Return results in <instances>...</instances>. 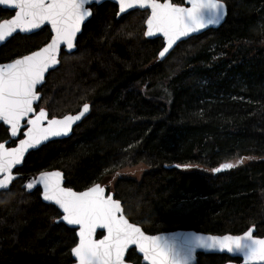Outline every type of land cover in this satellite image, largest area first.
<instances>
[{
  "label": "trees",
  "instance_id": "obj_1",
  "mask_svg": "<svg viewBox=\"0 0 264 264\" xmlns=\"http://www.w3.org/2000/svg\"><path fill=\"white\" fill-rule=\"evenodd\" d=\"M221 1L225 23L182 42L163 61V40L145 37L147 12L117 19L112 3L93 8L77 50L62 53L36 106L49 118L87 104L91 112L70 138L29 153L17 170L24 178L0 193V264L72 263L76 232L57 222L59 211L41 201L40 190L22 188L28 177L52 170L82 191L106 187L128 166H147L139 180L119 178L113 192L106 188L149 235H240L255 227L264 236V0ZM12 16L0 9V22ZM50 35L42 29L13 37L0 49V63L39 49ZM8 138L0 126V143ZM127 261L141 264L135 250ZM228 261L201 254L196 264Z\"/></svg>",
  "mask_w": 264,
  "mask_h": 264
},
{
  "label": "snow or ice",
  "instance_id": "obj_2",
  "mask_svg": "<svg viewBox=\"0 0 264 264\" xmlns=\"http://www.w3.org/2000/svg\"><path fill=\"white\" fill-rule=\"evenodd\" d=\"M95 2L97 0H0V5L16 10L13 18L0 23V41L17 31L27 33L39 29L45 23L54 33L51 42L39 51L0 64V121L10 127L12 137L18 135L22 126L26 128L19 147H6L0 143V189L8 188L14 178V166L21 163L29 148L50 137L67 135L73 122L80 119V115L49 119L42 108L37 111L33 104L39 99L37 86L42 84L45 72L58 63L62 45L68 50L74 48L76 35L82 22L92 15L91 6ZM116 3L119 13L134 7L151 10L146 35L151 37L160 33L166 38L167 47L159 53L161 57L180 37L219 23L224 14V6L219 0H187L190 7L157 0H116ZM87 110L88 106L84 105V112ZM35 186L42 187L44 201L53 202L62 209L63 221L79 227V244L72 249L79 264H122L129 244L138 245L150 264H172L159 244L160 238L146 236L139 228L129 225L119 215L120 204L111 197L105 198L104 188L97 185L87 191H73L62 186L59 171H43L25 185L29 190ZM98 227L106 229L107 235L96 240L94 235ZM207 240L210 241L209 249L219 248L229 253L240 248L243 240H251L253 247L245 264L256 260L264 262V239H254L250 232L244 236H212Z\"/></svg>",
  "mask_w": 264,
  "mask_h": 264
},
{
  "label": "water",
  "instance_id": "obj_3",
  "mask_svg": "<svg viewBox=\"0 0 264 264\" xmlns=\"http://www.w3.org/2000/svg\"><path fill=\"white\" fill-rule=\"evenodd\" d=\"M106 2L112 3V4H114V5H116L118 7V4L116 3V0H97V2H95L92 6H94V5L100 6V5H102V4L106 3ZM157 2H159V3H164V2H170V3H172L170 0H166L164 2L157 0ZM219 2L224 6V14L222 15L219 23L214 24V25H208L207 27L199 30L198 32L189 33L188 36L180 37L172 45V47L169 48L168 52L165 53V55L163 57H161L160 55H158L159 60L160 61H163L165 58H167V56H169V54L171 52H173L175 50V48L179 44H181L182 42H185V41L189 40L190 38H193V37H197L199 35H202L203 33L207 32L209 30L219 29L225 23L226 18H227V14H228V10H227L226 4L223 1H221V0H219ZM176 6H180V7H190V5L187 4V0L185 1V3L183 5H176ZM0 9L5 10V11H9V12L13 13V16H14V13L16 11L15 9H12V8H10L8 6H5V5H0ZM134 11H140V12L147 11V12H149L148 18L151 15V10L150 9H139L137 7H134V8H131V9H127L124 13H119L118 12L117 19H120L121 17H123V16H125V15H127V14H129L131 12H134ZM13 16L10 17V18H8V19L13 18ZM92 16H93V11H92V15L90 17L86 18L82 22L81 30L76 35V39L74 41L75 46H74L73 49L68 50L63 45L61 46V49H60V51L58 53V56H57L58 63L55 64L54 66L50 67L45 72L44 79H43L42 84H40V85L37 86L38 90H40L43 87V85L46 83V79L49 76V74L51 72L55 71L60 66V57H61L62 53L72 54V53H74L77 50V41H78V38H79V36L83 32L84 26L92 18ZM2 22H3V20L0 23H2ZM44 28H48L49 29L50 34H51V38H52L54 36V33L51 32L50 25L47 24V23H45L39 29H34V30H31L30 32H27V33H22V32L17 31V32H14L11 36H6L3 41H0V49L3 46H5L13 37H15L17 35H22V36H25V35H27V36L33 35L35 33H38L39 31H41ZM145 29H146V31H145V37L147 39H149V40L162 39L163 40V48L161 50V51H163V49L165 47H167V40H166V38L163 37V35L160 34V33H157V34H155V35H153L151 37L147 36L146 35V32H147V20L145 22ZM51 38H50V40L45 45H43L42 47H40L39 49H37L35 51H39L40 49H42L43 47H45L48 43H50L51 42ZM33 52H31L29 54H26V55H31ZM26 55H24V56H26ZM24 56L19 57L17 59H22ZM13 61H11V62H13ZM11 62H7V63H11ZM7 63H3V64H7ZM38 96H39V99L37 101H35L34 104H33L34 109H36V106L39 104V102L41 100V97H42L41 93L38 92ZM87 106H88L87 112H84V106H83L82 109L78 113H76V114H68V115H73V116L80 115V119L78 121L73 122V124L71 125V129L67 133V135H63V136H60V137H50L48 140L42 141L36 147L29 148L28 149L25 152L24 157H23L21 163L19 165L14 166V168L12 170V174H13V177L14 178L9 183L8 188H6V189H0V193L9 191V189L11 188V186L13 185V183L15 181L24 178L22 175H20L19 173H17V170H19L24 165L25 159H26V157L28 156L29 153L39 150L40 148H42L43 146L47 145L48 143H50L52 141L64 140V139L70 138L72 136V134H73L74 129L79 124H81L84 119H86L89 116V114L91 112V109H90V105L89 104H87ZM44 111L48 114V112L46 110H44ZM81 113H83V114L81 115ZM65 116H67V115H65ZM64 117H61V118L54 117V118L55 119H63ZM48 118H49V114H48ZM49 119H52V118H49ZM22 125H23V122H22ZM0 126H3L7 130L8 136H9V138L6 141L1 142V143H4L6 147H19V140L25 138L23 136V133L26 131V128H24L22 126L21 129H20V131H19V133H18V135L16 137H12L10 127L7 124H5L3 121H0ZM21 133H22V137H20ZM12 142H15V145L14 146H10L12 144ZM174 167L180 168L177 165H175ZM222 170H224V168L223 169H219V171H222ZM52 171H59V172L62 173V186L67 187L66 186V179H65L64 173L62 171H60V170H52ZM217 172H218L217 170H213V174H216ZM39 174L36 175V176L28 177L25 180L22 188L26 191V193H29V194L34 193L36 190H40V198H41V201L44 204H46V205H51V206L55 207L59 211V213H60L61 216H60V218H59V220L57 222L64 224L66 227H68L69 229L74 230L76 232L77 243H76V245L74 247L78 246V244H79V236H78L79 227L78 226H75V225H68L66 221H63V218H62V209H59V206L58 205H55L53 202H49V201H44L43 200V192H42V187L41 186H35L31 190H29V189H27L25 187V185L28 182H30V180L37 178L39 176ZM97 185L100 186V187H102V188H104V190H105V192H104L105 198L111 197V199L113 201H116V202H118L120 204L121 212H120L119 215L129 225H131L134 228H139L140 231L144 235H146V236L159 237L160 238L159 239V244H160L161 248L164 249V251L169 255V258L172 261V264H196L197 263V258L201 254L202 255H225V256L229 257V259H230V261H228L225 264H245L246 257L250 255L251 249L253 247V244H252V241L251 240H243L242 243H241V247L240 248H236L231 253H229L227 251H220L219 248L209 249V247H208V244H210V241H208L207 239L209 237H212V236L220 237V236H224V235H214V234H209V233H201V232H197V231H194V230H175V231H170V232L159 233V234H156V235H149V234H147L143 230V228L141 226H139L137 224H133L125 216L122 203L115 198L114 193L109 192L107 190V188L104 187L103 185H101L100 183L94 184L91 187H89V188H87L85 190H82V191H87L90 188L95 187ZM73 191H75V190H73ZM249 232L251 233V235H252V237L254 239H264V236L263 237H259V236L256 235V228L255 227L249 228L246 232H244V233H242L240 235H232V234H225V235L244 236L246 233H249ZM99 234H102V236L101 237H98ZM105 235H107V230L106 229H103L101 227H98L96 229V232H95V235H94V239H96V240L103 239V237ZM202 240L204 241L203 244L201 243ZM131 250H135L136 251V254L141 258V264H150L149 261H147V260L144 259L143 253L140 252V250H139V246L138 245H133V244H129L128 247L125 249L124 255L122 257V264H133V263H130V262L127 261V255H128V253ZM71 257H72V263L71 264H79L78 259L75 257V255L73 254L72 250H71ZM235 260H238L239 262H237ZM249 264H264V262H261V261L256 260V261H249Z\"/></svg>",
  "mask_w": 264,
  "mask_h": 264
},
{
  "label": "rangeland",
  "instance_id": "obj_4",
  "mask_svg": "<svg viewBox=\"0 0 264 264\" xmlns=\"http://www.w3.org/2000/svg\"><path fill=\"white\" fill-rule=\"evenodd\" d=\"M160 92V90H159ZM165 91L162 90V95L164 96ZM147 166L143 165V164H139L136 166H128L124 169H121L119 171H117L115 174H112L107 180H106V187L110 190V191H114V187L115 184L117 182V180L119 178H131V179H135V180H139L141 178V176L143 175L144 172H146Z\"/></svg>",
  "mask_w": 264,
  "mask_h": 264
},
{
  "label": "flooded vegetation",
  "instance_id": "obj_5",
  "mask_svg": "<svg viewBox=\"0 0 264 264\" xmlns=\"http://www.w3.org/2000/svg\"><path fill=\"white\" fill-rule=\"evenodd\" d=\"M103 5V4H102ZM102 5H100V6H102ZM100 6H96V5H94V6H92L91 8H92V11H93V8H97V7H100ZM117 7V6H116ZM117 10H118V7H117ZM145 12H147V11H145ZM148 13V15H149V12H147ZM117 14H118V12H117ZM44 29H48V28H44ZM49 30V29H48ZM22 36V35H21ZM50 38H51V35H50ZM50 40V39H49ZM45 45V44H44ZM132 251V250H131Z\"/></svg>",
  "mask_w": 264,
  "mask_h": 264
}]
</instances>
